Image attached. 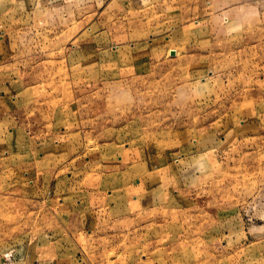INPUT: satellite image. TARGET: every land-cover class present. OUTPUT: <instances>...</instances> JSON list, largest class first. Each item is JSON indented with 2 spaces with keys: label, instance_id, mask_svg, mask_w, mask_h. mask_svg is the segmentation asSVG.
Segmentation results:
<instances>
[{
  "label": "rangeland",
  "instance_id": "1",
  "mask_svg": "<svg viewBox=\"0 0 264 264\" xmlns=\"http://www.w3.org/2000/svg\"><path fill=\"white\" fill-rule=\"evenodd\" d=\"M0 264H264V0H0Z\"/></svg>",
  "mask_w": 264,
  "mask_h": 264
},
{
  "label": "crops",
  "instance_id": "2",
  "mask_svg": "<svg viewBox=\"0 0 264 264\" xmlns=\"http://www.w3.org/2000/svg\"><path fill=\"white\" fill-rule=\"evenodd\" d=\"M149 175H151V174H149ZM148 176V175H147ZM146 175L144 176V178L143 179H139V183L136 185V186H130V185H128V186H124L123 188H130V187H133L134 189H133V191L137 194V195H141V196H143V198L142 199H146V198H153V197H155V200H157V199H159V200H161V199H163V193H162V189L161 188H154L153 186H144V184H146ZM148 180H150V181H152V180H155V179H148ZM131 191V190H130ZM129 191V192H130ZM133 192V193H134ZM125 194H127V192L125 191ZM136 194H134L133 195V197L134 198H137L138 196H136ZM168 195V194H167ZM174 198V197H173ZM142 199H138L137 200V207H138V205L140 206L141 205V200ZM153 201V200H152ZM130 204H131V206H132V203L130 202ZM147 205L148 206H152V204L151 203H149V202H147ZM162 205V204H161ZM138 213H141V212H138Z\"/></svg>",
  "mask_w": 264,
  "mask_h": 264
}]
</instances>
